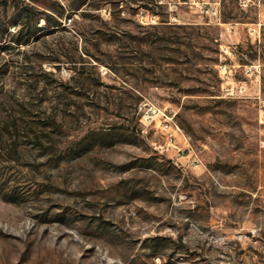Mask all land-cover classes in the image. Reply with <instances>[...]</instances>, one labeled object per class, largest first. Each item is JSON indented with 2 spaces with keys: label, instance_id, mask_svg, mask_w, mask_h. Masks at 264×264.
Returning a JSON list of instances; mask_svg holds the SVG:
<instances>
[{
  "label": "rangeland",
  "instance_id": "1",
  "mask_svg": "<svg viewBox=\"0 0 264 264\" xmlns=\"http://www.w3.org/2000/svg\"><path fill=\"white\" fill-rule=\"evenodd\" d=\"M0 264H264V0H0Z\"/></svg>",
  "mask_w": 264,
  "mask_h": 264
},
{
  "label": "built area",
  "instance_id": "2",
  "mask_svg": "<svg viewBox=\"0 0 264 264\" xmlns=\"http://www.w3.org/2000/svg\"><path fill=\"white\" fill-rule=\"evenodd\" d=\"M241 7H248L251 3V0H238ZM214 15L217 16V12H214ZM216 22H219V19L216 20ZM233 94V93H231ZM164 124V130H166L167 133H171L173 131V126L171 124V120L167 117L165 119ZM179 130V129H178ZM175 134L169 135L167 138V146L163 147L160 146L159 149L161 150V153H166L167 155H171L173 159H176L177 162H181V160L186 159L190 166L192 167H198V160L191 152L186 151L184 149H181L175 142Z\"/></svg>",
  "mask_w": 264,
  "mask_h": 264
}]
</instances>
